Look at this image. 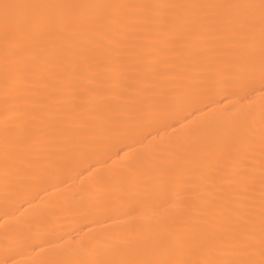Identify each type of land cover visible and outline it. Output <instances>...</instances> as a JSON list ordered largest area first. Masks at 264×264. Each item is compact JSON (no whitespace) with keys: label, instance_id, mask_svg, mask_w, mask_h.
<instances>
[{"label":"snow or ice","instance_id":"obj_1","mask_svg":"<svg viewBox=\"0 0 264 264\" xmlns=\"http://www.w3.org/2000/svg\"><path fill=\"white\" fill-rule=\"evenodd\" d=\"M183 106L204 118L181 136L143 131L179 125ZM123 139L148 143L65 209L126 205L134 226L58 235L25 219L4 228L0 264L21 247L25 264H264V0H0L6 198Z\"/></svg>","mask_w":264,"mask_h":264},{"label":"bare ground","instance_id":"obj_2","mask_svg":"<svg viewBox=\"0 0 264 264\" xmlns=\"http://www.w3.org/2000/svg\"><path fill=\"white\" fill-rule=\"evenodd\" d=\"M254 87L255 91L251 93L249 99L258 111L262 100L259 81ZM231 102L224 101L223 103L228 105ZM247 102L246 100L245 103ZM196 107L198 106H183L178 109V114L174 115L172 120H178L179 125L169 121L171 127H160L159 133L151 128L143 131L152 132V141L181 136L187 126L204 118L203 111H195ZM183 117H187V119L185 120ZM147 143V141L141 144L133 142V139H123L103 152L75 161L49 183L26 186L16 193L13 199L6 198L3 179L0 178V242L4 239L6 226L37 216L46 222V227H42L41 231L55 228L58 235L73 230L79 232L81 226L89 221H92L89 226L93 232L102 237L116 236L133 227L135 221L129 217L126 205L119 206L116 210L106 214L111 217L110 219L105 218V215H77L67 211L65 205L72 194L79 190L81 184L88 182L96 174H103L117 167L121 158L133 157L145 151ZM121 149L123 151H120ZM117 151H120V158L114 155ZM83 169H88V172L84 173ZM25 201L29 203H24ZM53 242H55L54 238ZM16 253L14 259L18 264H25V262L36 258L35 253L23 247L18 248ZM0 258H2V253H0Z\"/></svg>","mask_w":264,"mask_h":264}]
</instances>
